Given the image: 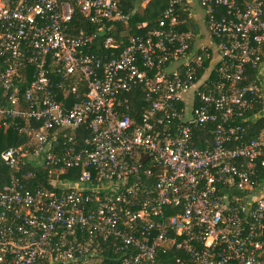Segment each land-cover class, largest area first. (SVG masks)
Returning a JSON list of instances; mask_svg holds the SVG:
<instances>
[{"label":"built area","instance_id":"built-area-1","mask_svg":"<svg viewBox=\"0 0 264 264\" xmlns=\"http://www.w3.org/2000/svg\"><path fill=\"white\" fill-rule=\"evenodd\" d=\"M126 1L0 0V130L32 137L1 154L13 174L0 189V264H86L96 247L117 264H264V128L245 141L232 125L264 104V0H198L219 65L206 91L197 75L212 51L180 31L182 0L124 48L107 35L102 54L98 33L72 27L75 9L104 34L128 25ZM249 67L260 83L245 82ZM139 87L136 119L126 95ZM209 125L201 148L195 130ZM29 166L81 173L60 192L32 190Z\"/></svg>","mask_w":264,"mask_h":264},{"label":"trees","instance_id":"trees-1","mask_svg":"<svg viewBox=\"0 0 264 264\" xmlns=\"http://www.w3.org/2000/svg\"><path fill=\"white\" fill-rule=\"evenodd\" d=\"M140 2V4H139ZM187 0H182L181 4L179 5V12L181 14V19L184 21L183 24H181L180 31L182 32H189L191 31L194 36L197 38L198 34H202L204 31L208 32L207 27V18L204 21H200V24H198L197 20L190 19L188 16V8L186 6ZM168 6V0H153L147 7L144 9L141 7V0H127L124 4L125 10H131L133 12L131 20H129L128 25L123 23H114L115 27H112V31L110 33H105L103 31H99L98 27L89 23L88 18L84 13H82L81 10L75 9L74 11V20L72 27L75 30L83 29L87 31V33H98L99 39L96 41V49L98 53L102 54L105 50L104 47L102 48V44L104 42V39L107 35H113L116 37L119 43H121V48H124L129 40V37L139 36V35H145L147 33V30L156 24V21L158 17L162 15V12L164 9ZM187 8V10H186ZM227 10H221V12L214 13V16L216 19H221L222 17H228ZM209 17V16H208ZM193 20V22H192ZM190 23L194 24L195 30H192L190 28ZM202 23V24H201ZM147 24V29H139V25ZM203 27V30L201 29ZM201 29V30H200ZM77 31H74V33ZM220 40L217 39L216 42H219ZM212 60V57L210 59H205L204 64L199 68L198 75H197V82L204 76L206 70L210 67V62ZM214 64V65H213ZM213 66L211 67V71L209 70V76L206 77L207 79L198 85V91H206L209 86L217 79L219 78V65H215L213 62ZM259 72L258 70H254L253 68L249 67L247 70V76L245 82H259ZM28 82L23 83V86H26ZM63 93H60V99H63ZM143 94H144V88L139 87L138 89L134 90L130 94L126 95V98L129 100L128 102V108L125 109L126 113H129L132 117L139 119V117L142 115V104H143ZM76 98L74 95H70L68 97L69 102L75 101ZM264 112V104L263 102L257 104L255 106V109L248 111L245 116L242 118L234 119L232 122V125H240L243 126L246 129V137L245 141H249L252 138L256 137L259 133L261 128L264 127V117L257 118L259 115H262ZM252 120V121H251ZM69 135H75V131L73 130H66L63 132V134L60 136L61 140H64L66 136ZM78 135H80V132H78ZM214 125H209L206 129L200 128L198 130H195V138L194 142L196 145H198L201 148H205L209 146V144H212L214 139ZM82 137V136H79ZM31 136L29 134H19L14 129H1L0 130V189H2L5 185L9 183L11 180L13 172L10 170V168L4 163V161L1 158V154L3 151L7 150L10 147H19L21 145H25L31 140ZM206 141H209L210 143H207ZM26 170L33 171L36 175L33 179H24V182L26 183L27 187L36 190L38 188H44L48 190H52L55 192H60V183L55 175L49 174V170L44 167L40 168H34L29 166ZM81 170L80 169H74L69 170L65 174H62L60 176V179L64 181H75L80 177ZM20 175L21 173H16V175ZM262 179V176L259 177V180ZM221 189L224 194L229 192L232 196L240 195V192L238 190H231L227 188L225 185H221ZM76 233L78 236L84 235L80 230H76ZM103 247V246H101ZM98 252L94 253V249H91V251L87 254L86 258L83 260L86 264H117L120 262V260L117 258L116 254L109 250L105 251H99V249L96 247V251Z\"/></svg>","mask_w":264,"mask_h":264},{"label":"crops","instance_id":"crops-1","mask_svg":"<svg viewBox=\"0 0 264 264\" xmlns=\"http://www.w3.org/2000/svg\"><path fill=\"white\" fill-rule=\"evenodd\" d=\"M197 2H198V0H197ZM199 3V2H198ZM139 4H140V2H139ZM199 5V4H198ZM186 6H187V8L190 10V12L192 13L191 15H192V19L193 20H197L198 21V24H200V21H204V25H205V20H206V16L205 15H202V12L201 11H199V13L197 12V13H195L194 11H193V7H194V0H187V2H186ZM141 7L144 9L145 7H144V5H143V3L141 4ZM199 7H200V5H199ZM201 8V7H200ZM201 19H203V20H201ZM206 26V25H205ZM204 26V27H205ZM204 32H205V30H204ZM202 33L201 35L200 34H198V36H197V38L195 37V40H194V43H193V48L195 49V50H199L201 47H208L211 51H212V53L214 52V50H215V47H214V45L212 44V41H211V39L209 38V39H207L206 37H205V33ZM215 56V55H214ZM214 56H212V60H211V64H210V67L206 70V72H205V74H204V76H202V78L197 82V85H200L201 83H203L207 78L206 77H208L209 76V70H211V67L213 66L212 64H213V62L217 59V57H214ZM216 65V64H215ZM256 119H258V118H255V120ZM252 121V120H251ZM264 128V127H263ZM263 128H261V130H260V133L262 132V130H263ZM259 133V134H260Z\"/></svg>","mask_w":264,"mask_h":264},{"label":"rangeland","instance_id":"rangeland-1","mask_svg":"<svg viewBox=\"0 0 264 264\" xmlns=\"http://www.w3.org/2000/svg\"><path fill=\"white\" fill-rule=\"evenodd\" d=\"M198 4L200 5V3L197 2V0H194L193 11H194L195 13H197V12L199 13V11H201V12H202V15H205V16L207 17V15H206V11L202 8L201 5H200V7H201V8H200ZM186 10H187V8H186ZM187 11H188V16H189V18L192 19V15H191L192 13L190 12L189 9H188ZM201 20H203V19H201ZM194 21H195V20H194ZM192 22H193V20H192ZM201 24H202V23H201ZM201 27H202V26H201ZM190 28H191L192 30H195V27H194V24H193V23H190ZM201 29L203 30V27H202ZM201 29H200V30H201ZM205 29H206V28L204 27V30H205ZM203 32H204V31H203ZM204 33H205V37H206L207 39H209V38L211 39V37H210V35H209V33H208L207 31H205ZM214 55H215V56H214ZM212 56H214V57H218L217 53H215V52L212 53L211 57H212ZM214 63H216V60L214 61ZM210 64H211V63H210ZM213 65H214V64H213ZM210 71H211V70H210ZM58 180H60L59 183H60V182H63L61 179H58Z\"/></svg>","mask_w":264,"mask_h":264}]
</instances>
